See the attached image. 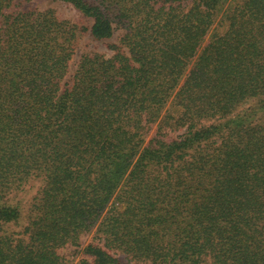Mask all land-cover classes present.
<instances>
[{
    "label": "trees",
    "instance_id": "trees-1",
    "mask_svg": "<svg viewBox=\"0 0 264 264\" xmlns=\"http://www.w3.org/2000/svg\"><path fill=\"white\" fill-rule=\"evenodd\" d=\"M55 1L0 0V222L42 183L0 264H67L111 201L79 264H264V0Z\"/></svg>",
    "mask_w": 264,
    "mask_h": 264
},
{
    "label": "rangeland",
    "instance_id": "rangeland-1",
    "mask_svg": "<svg viewBox=\"0 0 264 264\" xmlns=\"http://www.w3.org/2000/svg\"><path fill=\"white\" fill-rule=\"evenodd\" d=\"M33 5L37 6L39 10H44L48 8L55 9L60 17L71 19L72 21H74L78 15V13L75 10H73L69 5L55 0H33ZM219 17L220 15L217 17L216 22L212 25L211 29L213 30V28H216V33L221 34L225 31V26L219 22ZM114 39H112V41L116 42V39L115 40ZM79 42H80V49L79 51L76 52V54L74 55L73 59L70 62L71 68L77 62L78 55L80 54V52L83 51L100 52L102 54H105L106 56L111 55V51L109 49H106L102 43L95 42L89 39L88 35L82 36ZM252 103H253L252 100L248 101L247 103L238 107L236 112L242 114L243 112H245L246 108H248L249 105ZM155 126L152 128L151 134L153 133ZM183 132H184L183 129H180L175 132H169L168 137L175 138V136L182 134ZM149 137H150V133L146 137V141L147 139H149ZM41 187H42V183L39 179L30 178L26 181L25 185L22 188L12 192L9 198L5 200L11 205L14 204L19 205L20 218L17 224L12 223V224L4 225L0 222L1 234H5L14 239L20 237L25 238V236L24 235L21 236V234L23 229L28 224L29 218L32 217V211H33L32 206L35 202V197L39 195V191L41 190L40 189ZM112 203L113 201H111L104 209L100 219L95 224V227H93L90 231H86L84 234L80 236L77 245L65 246L64 248L59 250V254L67 262V264H79V262L88 259L89 257H87L85 251H83L88 244L101 246L103 242L102 232L104 229V223L100 221L105 215L110 216L113 214ZM110 253H112L115 257L118 258V260L120 261L119 264H151L150 262H137L131 260L130 257L120 252L110 251Z\"/></svg>",
    "mask_w": 264,
    "mask_h": 264
}]
</instances>
